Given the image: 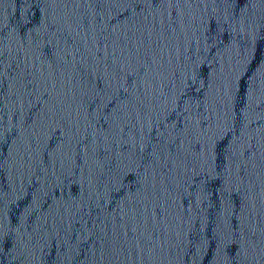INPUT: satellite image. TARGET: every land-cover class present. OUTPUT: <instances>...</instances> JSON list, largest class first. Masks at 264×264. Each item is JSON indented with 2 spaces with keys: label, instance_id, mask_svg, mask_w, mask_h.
<instances>
[{
  "label": "water",
  "instance_id": "1",
  "mask_svg": "<svg viewBox=\"0 0 264 264\" xmlns=\"http://www.w3.org/2000/svg\"><path fill=\"white\" fill-rule=\"evenodd\" d=\"M0 264H264V0H0Z\"/></svg>",
  "mask_w": 264,
  "mask_h": 264
}]
</instances>
